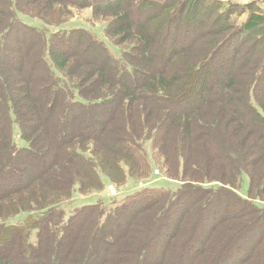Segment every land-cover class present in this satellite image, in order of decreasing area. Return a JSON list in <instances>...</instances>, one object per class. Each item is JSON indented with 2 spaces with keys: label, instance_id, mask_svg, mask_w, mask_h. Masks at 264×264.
<instances>
[{
  "label": "trees",
  "instance_id": "16d2710c",
  "mask_svg": "<svg viewBox=\"0 0 264 264\" xmlns=\"http://www.w3.org/2000/svg\"><path fill=\"white\" fill-rule=\"evenodd\" d=\"M0 264H264V0H0Z\"/></svg>",
  "mask_w": 264,
  "mask_h": 264
},
{
  "label": "rangeland",
  "instance_id": "374dc122",
  "mask_svg": "<svg viewBox=\"0 0 264 264\" xmlns=\"http://www.w3.org/2000/svg\"><path fill=\"white\" fill-rule=\"evenodd\" d=\"M251 0H239V2L241 3H247ZM66 19L68 20L67 24L68 25H74V24H80L84 27H86L87 29L92 30L95 35L110 49L111 52H113L114 54H117V49L111 45V43H109V41L107 40L106 35L104 34L103 30H102V23L101 21H93L92 20V16H91V12L90 9H81V10H75L73 14H71L69 17L65 16ZM25 21L28 23H33L35 25H39L38 22H35V19H31L29 21L26 20ZM38 21V20H37ZM52 30L54 28H51ZM13 131H16V126L13 124L12 126ZM16 134L14 133V136ZM18 138V136H15V142L16 139ZM18 142L20 143V145L24 144L21 140H18ZM155 164V165H154ZM152 166V173L149 174L148 176L145 177V179L148 181V183L146 184H141L143 182H137L131 178L128 174H126L125 178L122 179L120 181V183H118L119 188L121 189H116L115 185L113 183H109L107 184L106 188L100 192L97 193V195H95L94 199L97 198H101L103 200L108 199V198H112L114 196L117 195H124V194H128L131 193L132 191H135L141 187H147V186H152V187H160V186H167V182H166V176L163 175V170H161L158 166H156V163H154ZM165 177V179L163 178ZM169 179V177L167 178ZM142 181V180H140ZM112 185L114 191L110 192L108 186ZM246 189H247V178L246 176L242 177V181L239 187V190L241 192H243L244 194H246ZM120 192V194H119ZM82 196H80L79 193L74 194V201L72 203V205L77 204L81 201ZM86 202H91V197L86 198L85 199ZM19 217H15L14 221L18 220Z\"/></svg>",
  "mask_w": 264,
  "mask_h": 264
},
{
  "label": "built area",
  "instance_id": "2783aa9c",
  "mask_svg": "<svg viewBox=\"0 0 264 264\" xmlns=\"http://www.w3.org/2000/svg\"><path fill=\"white\" fill-rule=\"evenodd\" d=\"M108 188H109V191H110V192H113V191H114L112 185H109Z\"/></svg>",
  "mask_w": 264,
  "mask_h": 264
}]
</instances>
